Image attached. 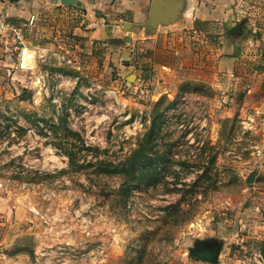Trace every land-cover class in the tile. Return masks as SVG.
I'll list each match as a JSON object with an SVG mask.
<instances>
[{"label": "rangeland", "instance_id": "374dc122", "mask_svg": "<svg viewBox=\"0 0 264 264\" xmlns=\"http://www.w3.org/2000/svg\"><path fill=\"white\" fill-rule=\"evenodd\" d=\"M46 42L25 46L34 55L27 69L21 44L0 35V257L14 249L16 264H211L189 249L217 239L213 264H264L263 58L213 83L138 87L137 76L123 81L111 55L78 70L74 51ZM42 46L72 64L43 60ZM124 57L118 64H131L124 76L133 75L137 56ZM21 111L45 119L44 134ZM62 120L80 140L64 136ZM152 125L168 160L156 185L133 184L126 197L124 177L98 166L124 160ZM65 151L83 167L71 169ZM177 200L179 222L163 210Z\"/></svg>", "mask_w": 264, "mask_h": 264}, {"label": "crops", "instance_id": "0c3cea01", "mask_svg": "<svg viewBox=\"0 0 264 264\" xmlns=\"http://www.w3.org/2000/svg\"><path fill=\"white\" fill-rule=\"evenodd\" d=\"M0 14L17 24L40 15L33 33L24 32L28 50L36 41H59L78 55V70L95 69L111 55L123 81L137 76L138 87L213 83L223 70L264 60V0H0ZM83 18H103L105 25L86 30ZM132 54L136 70L125 77L132 65H119L118 58L124 55L127 62ZM21 258L7 253L0 264Z\"/></svg>", "mask_w": 264, "mask_h": 264}, {"label": "trees", "instance_id": "16d2710c", "mask_svg": "<svg viewBox=\"0 0 264 264\" xmlns=\"http://www.w3.org/2000/svg\"><path fill=\"white\" fill-rule=\"evenodd\" d=\"M60 72L64 74H71L74 75L71 71H66L65 69H60ZM187 84H185L186 87ZM163 99H160L157 101L156 105H159ZM167 105L172 104V100H167ZM21 115L25 121L30 122L34 127L39 129V132L43 133L42 128L39 126V121H44L45 119L42 118H35L32 119L28 112L21 111ZM35 115V114H34ZM65 122V121H64ZM63 120L60 123V126H62L64 131L65 137H73L76 140H80V134L76 131L71 130L68 126L64 125ZM153 123H155L153 121ZM55 124L58 125V123H53V127ZM50 126V125H49ZM154 125H152L147 132L144 134L143 139L138 142V146L127 155V157L119 161L118 163H110L109 166L105 165L98 166L102 167L99 168L104 173H110V174H116V175H122L127 183H123L122 186H124L125 189V195L128 196V192L131 189V185L137 184V185H145V186H153L156 185L159 181L161 171L160 169L163 168V164L167 162L168 159H166L167 154H162L155 149L153 145L154 140ZM24 130V128H22ZM54 132V131H53ZM65 154L67 155L69 159V167L72 169H78L79 167H83L82 165H77L76 160L74 159V153L72 151H65ZM215 156H212L206 166L204 167V172L198 176L197 182H199L201 179H204V177L209 173L210 166L214 163ZM77 165V166H76ZM211 178V177H210ZM209 181V179H207ZM166 217H168V212L174 213L176 216L175 222H179V216L182 215L183 208L181 206V200H177L175 202H171L169 205L165 206L163 208ZM168 211V212H167ZM186 218L183 217L182 221Z\"/></svg>", "mask_w": 264, "mask_h": 264}, {"label": "built area", "instance_id": "2783aa9c", "mask_svg": "<svg viewBox=\"0 0 264 264\" xmlns=\"http://www.w3.org/2000/svg\"><path fill=\"white\" fill-rule=\"evenodd\" d=\"M82 14V13H81ZM83 15V14H82ZM84 16V15H83ZM40 15L38 14H31L28 20L21 25H16L13 22H11L6 16L0 14V35H4L6 33H10L12 38L18 43L21 44V57H20V66L22 68H32L33 66L29 64L33 59L34 55L32 53H29L25 49V45L23 43L24 41V30L25 29H34L36 25L39 23ZM41 20V19H40ZM81 25L83 29L89 30L94 29L97 27H102L105 25V20L103 18H95V19H84L81 21ZM5 48L8 49V46L5 45ZM27 52V53H25ZM40 54L39 57L43 60L46 57H49L50 54H52L58 61H64L65 63L72 64V60L70 57L61 54L62 52L58 50L50 51L47 47L42 46L39 50ZM114 93V91H112ZM3 186V184L0 182V188Z\"/></svg>", "mask_w": 264, "mask_h": 264}, {"label": "water", "instance_id": "95a60500", "mask_svg": "<svg viewBox=\"0 0 264 264\" xmlns=\"http://www.w3.org/2000/svg\"><path fill=\"white\" fill-rule=\"evenodd\" d=\"M154 2H158V0H154ZM153 7V14L157 12V7L155 5ZM220 245L217 239L206 240L202 242H198L193 247L189 249V253L196 258L207 261L208 263H216L218 261ZM14 252V249L7 250L5 253L11 254Z\"/></svg>", "mask_w": 264, "mask_h": 264}]
</instances>
